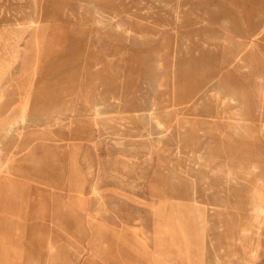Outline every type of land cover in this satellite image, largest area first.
<instances>
[{
  "label": "rangeland",
  "instance_id": "obj_1",
  "mask_svg": "<svg viewBox=\"0 0 264 264\" xmlns=\"http://www.w3.org/2000/svg\"><path fill=\"white\" fill-rule=\"evenodd\" d=\"M263 246L264 0H0V264Z\"/></svg>",
  "mask_w": 264,
  "mask_h": 264
},
{
  "label": "bare ground",
  "instance_id": "obj_2",
  "mask_svg": "<svg viewBox=\"0 0 264 264\" xmlns=\"http://www.w3.org/2000/svg\"><path fill=\"white\" fill-rule=\"evenodd\" d=\"M61 36H63L61 33H59V37H61ZM78 57V56H77ZM84 71V70H83ZM108 73V72H107ZM110 73V72H109ZM67 74V73H66ZM101 74V73H100ZM102 74H103V76H104V73L102 72ZM75 75V74H74ZM92 77V76H91ZM61 78V77H60ZM60 78H58V79H60ZM79 78V77H78ZM114 78H115V76H114ZM62 79V78H61ZM74 79V78H73ZM101 79H102V77H101ZM112 79V78H111ZM57 80V79H56ZM97 80H98V78H97ZM106 80V79H105ZM114 80H116V79H114ZM58 81V80H57ZM86 81H88V80H86ZM90 81V80H89ZM88 81V82H89ZM101 81V80H100ZM103 81V80H102ZM118 81V80H117ZM72 82V81H71ZM73 82H76V80L75 81H73ZM91 82V81H90ZM89 82V83H90ZM109 82V81H108ZM70 83V82H69ZM52 84V83H51ZM56 84V83H55ZM54 84V85H55ZM76 84V83H75ZM92 84V83H91ZM67 85H68V83H67ZM74 85V84H73ZM78 85V84H77ZM87 85H88V83H87ZM90 85V84H89ZM101 85V84H100ZM108 85V84H107ZM57 86V85H56ZM98 86V85H97ZM51 87V86H50ZM100 87V86H99ZM104 87H105V85H104ZM103 87V88H104ZM116 88H119L118 90H119V92H120V88H121V85L120 84H118L117 85V87ZM46 90V89H45ZM49 90V89H48ZM52 90V89H51ZM50 90V91H51ZM67 90H69V89H67ZM66 90V91H67ZM92 90V89H91ZM95 90V89H94ZM110 90V89H109ZM86 91V90H85ZM35 92H37V91H35ZM53 92H55V91H53ZM52 92V93H53ZM89 92V91H88ZM106 92V91H105ZM109 92V94H110V91H108ZM44 93V92H43ZM48 94H49V92H47ZM51 93V92H50ZM55 93H57V92H55ZM91 93V92H90ZM60 94V93H59ZM114 94V93H113ZM119 94V93H118ZM34 95H36V94H34ZM52 95V94H51ZM108 94H102V93H96V94H94L93 92L89 95L90 96V98L91 99H94V98H99L100 99V102H101V104H99V105H103V110H104V112H108V111H110V110H117L116 108L118 107V117H113V116H106L105 118H104V120H103V123H111V125L113 126V125H115V127L117 126V128H119V130H120V128H121V132H122V134H126V133H128V130H132V127H127L128 125H127V122H128V118L129 117H131V115L130 114H125V113H123V110L122 109H120L121 107L119 106L120 104H119V101H118V99H116V98H112V97H110L109 95L107 96ZM46 97H47V95H45ZM119 96V95H118ZM42 97V96H41ZM45 97V98H46ZM53 98H54V96H53ZM45 100V99H44ZM49 100V99H48ZM47 100V101H48ZM41 101V100H40ZM43 101V100H42ZM43 102H45V101H43ZM46 103V102H45ZM58 103V102H57ZM43 105V104H42ZM54 105V104H53ZM57 106V105H56ZM43 108V107H42ZM45 108V107H44ZM101 108V107H100ZM135 108H137L138 110H140V112L141 111H148L146 108L147 107H145V106H138V107H135ZM127 110V109H126ZM113 112V111H112ZM107 115H109V114H107ZM139 119V118H138ZM133 121H134V119H133ZM143 121V120H142ZM136 122H137V120H136ZM190 122V121H189ZM189 122H187V123H189ZM126 123V124H125ZM185 123V122H184ZM154 124V123H153ZM106 125V124H105ZM137 125V124H136ZM135 125V126H136ZM204 125V124H203ZM131 126V125H130ZM183 126V125H182ZM214 126V125H213ZM212 126V127H213ZM243 126V125H242ZM127 127V128H126ZM139 127V125L137 126V128ZM179 127V126H178ZM214 127H216V126H214ZM224 127H225V125H224ZM241 127V126H240ZM222 128V127H221ZM226 128V127H225ZM236 128H239V127H236ZM249 129V128H248ZM222 130V129H221ZM229 130V129H228ZM233 130V129H232ZM238 130V129H237ZM118 131V130H117ZM179 131V130H178ZM242 131V130H241ZM222 132V131H221ZM228 132V131H227ZM232 132V131H231ZM179 134H180V132H178ZM182 133V132H181ZM194 133V132H193ZM219 133V132H218ZM236 133V132H235ZM83 134V133H82ZM117 134V133H116ZM120 134V133H119ZM178 134V135H179ZM231 134V133H230ZM181 135H184V133L183 134H181ZM233 135V134H232ZM133 136V135H132ZM213 136V135H212ZM218 136V135H217ZM231 136V135H230ZM222 137V136H221ZM243 137V136H242ZM216 138V137H215ZM218 138V137H217ZM231 138V137H230ZM237 138V137H236ZM224 139V138H223ZM215 142H216V140H215ZM227 142V141H226ZM185 143V142H184ZM196 143V142H195ZM194 143V144H195ZM224 143V142H223ZM203 145V144H202ZM206 145V144H205ZM220 145V144H219ZM218 146V145H217ZM180 147H182V146H180ZM218 147H220V146H218ZM217 147V148H218ZM213 149V148H212ZM226 149V148H225ZM227 150V149H226ZM222 151V150H221ZM225 151V150H224ZM176 165V164H175ZM182 174V173H181ZM177 183V182H176ZM103 189V188H102ZM168 204V203H167ZM199 204V203H198ZM178 206V205H177ZM209 206V205H208ZM173 207V206H172ZM178 208V207H177ZM178 213V212H177ZM215 229V228H214ZM201 231V230H200ZM194 242V241H193ZM195 244V243H194ZM264 247V246H263ZM155 262V261H154Z\"/></svg>",
  "mask_w": 264,
  "mask_h": 264
}]
</instances>
